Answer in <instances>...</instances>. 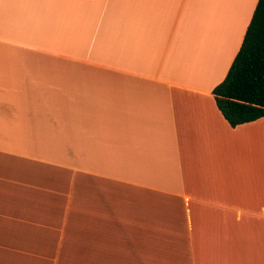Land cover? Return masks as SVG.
I'll return each mask as SVG.
<instances>
[{
    "label": "crops",
    "instance_id": "obj_1",
    "mask_svg": "<svg viewBox=\"0 0 264 264\" xmlns=\"http://www.w3.org/2000/svg\"><path fill=\"white\" fill-rule=\"evenodd\" d=\"M257 2L0 0V264H264V117L213 93Z\"/></svg>",
    "mask_w": 264,
    "mask_h": 264
},
{
    "label": "trees",
    "instance_id": "obj_2",
    "mask_svg": "<svg viewBox=\"0 0 264 264\" xmlns=\"http://www.w3.org/2000/svg\"><path fill=\"white\" fill-rule=\"evenodd\" d=\"M213 93L232 127L264 117V0H258L228 73Z\"/></svg>",
    "mask_w": 264,
    "mask_h": 264
},
{
    "label": "rangeland",
    "instance_id": "obj_3",
    "mask_svg": "<svg viewBox=\"0 0 264 264\" xmlns=\"http://www.w3.org/2000/svg\"><path fill=\"white\" fill-rule=\"evenodd\" d=\"M210 35H211V34H210ZM215 57H216V56H215ZM215 57H214V58H215ZM205 58H206V57H204V59H205ZM219 58H220V57H219ZM211 62H212V61H210V60H209V62L205 60V61L202 63L201 69H202L203 73H204L205 71H208V72L211 71L210 73H212V74L215 73V71H212V70H211V66H210V65H211ZM220 63H221V62H220ZM216 67H217V66H215V68H216ZM225 69H226V68H225ZM214 70H215V69H214ZM223 75H224V74H223V72H222V73H221V76H223ZM225 75H226V74H225ZM65 260H66V263H65V264H73L72 262H68V263H67V260H73L72 258H65ZM51 264H52V263H51Z\"/></svg>",
    "mask_w": 264,
    "mask_h": 264
}]
</instances>
